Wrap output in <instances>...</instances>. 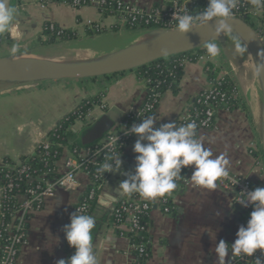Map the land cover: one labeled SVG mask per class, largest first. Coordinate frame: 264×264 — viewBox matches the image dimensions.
<instances>
[{"label":"crops","instance_id":"1","mask_svg":"<svg viewBox=\"0 0 264 264\" xmlns=\"http://www.w3.org/2000/svg\"><path fill=\"white\" fill-rule=\"evenodd\" d=\"M121 1L149 10L161 5L163 0ZM11 7L15 9L14 20L10 29L0 34V59L45 54L46 46L40 44L45 40V24L76 31L78 38L64 42V49L81 50L82 53L65 58L91 59L104 55L129 44L135 36L124 30L85 36L86 27L91 24L107 30L117 25L115 17L103 18L95 6L75 9L68 5L50 4L42 7L37 0H11ZM255 23L264 43V18H258ZM218 46L221 51L216 59H210L206 54V62L185 64L178 92L165 91L151 117L156 121L154 127L176 121L199 93L210 88L211 82L205 75L207 64L215 67L216 78L225 74L232 76L247 113L239 109L220 110L213 129L200 130L198 134L205 138V147L210 148L214 156L227 155L230 173L257 182L260 171L256 167L260 157L257 126L260 104L255 74L251 67L240 78L226 52V45ZM145 94V85L138 80L134 71L96 79L45 83L30 90L0 92V168L5 159L17 162L31 153L36 137L42 138L43 133L81 101L100 95V105H104L107 111L116 109L123 118L141 110ZM100 105L94 106L88 115L92 123L104 114ZM92 125L84 128L81 123H75L73 130L78 133L82 145H92L85 144L82 139L84 131ZM135 140L136 137L132 136L121 151L119 172L109 173L89 213L95 218L92 236L97 264H132L130 242L112 228L110 212L124 194L119 184L134 173ZM251 144L254 149L250 148ZM70 157V152L64 148L55 162L57 175L65 172L64 163ZM192 172V167L186 168L184 183L171 198L173 214H165L158 208L150 211L147 229L150 258L146 264H216L213 251L216 244L224 240L231 245L238 229L246 226L247 217L234 203V194L219 187L214 191L194 187L189 180ZM76 179L78 186L74 191H56L45 199L42 210L30 217L26 239L19 249L16 264H56L59 259L70 258L62 229L70 223L74 207L89 186V179L84 173L78 172ZM209 233L215 234V240L210 239Z\"/></svg>","mask_w":264,"mask_h":264},{"label":"built area","instance_id":"2","mask_svg":"<svg viewBox=\"0 0 264 264\" xmlns=\"http://www.w3.org/2000/svg\"><path fill=\"white\" fill-rule=\"evenodd\" d=\"M39 5L45 7L47 5H68L72 8L79 9L82 7L95 6L100 12V8L105 6L108 1L113 2V7L111 12H114L117 25L124 27L126 24L134 23L137 19L142 21L144 24H160V29H174L176 24V14H196L207 7L208 0H163L161 5L153 7L149 10L142 9L134 4H126L121 0H37ZM199 3V4H198ZM248 0H239L238 6L234 9V15L232 18L243 19L247 17L248 22L253 24L255 31L261 35L260 30L256 25L258 18H264V9L259 11H254L252 7L248 5ZM243 16V18H242ZM245 21V20H244ZM246 22V21H245ZM247 22V24H248ZM89 27L96 31L98 27ZM48 29L54 31L56 27L52 24H48ZM59 29V28H58ZM60 31L57 32V35ZM1 42V39H0ZM207 57L201 56L198 58L197 62L205 61ZM186 61H181L179 66L184 67ZM206 71H211L212 73L217 72L215 67H206ZM227 76L221 75L216 79ZM217 80V81H218ZM40 85H29L19 89L14 90H30L40 87ZM13 91V90H10ZM160 96L158 94L153 96L151 102L144 101L141 110L137 114H131L137 117H146L148 113L154 111V104L157 103ZM225 94L217 91L213 88L211 84L210 88L206 91L199 93L196 96V104L200 107H192V109L185 110V112L175 121L178 126L187 124L189 122H195L197 125V131L209 130L212 125H215V118L220 111V105H225L224 99ZM219 105V106H216ZM101 110L106 112L104 105H100ZM90 113V112H89ZM85 117L87 122H91L88 119V115ZM130 115L124 116L112 129V131L99 140L90 151L82 150L79 152L77 157H74L70 153V158H68L64 163L65 172L58 177L53 179H46L45 175H40L38 177L27 176L25 182L36 183L35 186L26 188L23 193L15 195L16 207L9 219L5 224H1L0 229V264H16L18 252L20 247L24 244L27 235V225L30 217L41 211L44 206V201L48 197L55 194L56 191H66L72 192L78 186V181L76 179V174L78 172L84 173L89 179V186L86 192L83 194L80 201L74 207V213L78 214H88L90 203L95 199L96 191L100 190L104 182L106 181L109 173H105L103 176L101 174L93 175L90 177L88 166H95L99 158H104L105 156L111 157V163H114V159L118 157L117 149L119 145H122L124 141L133 135H126L127 129L130 126H124V119ZM80 123V122H79ZM46 151L49 148V143L47 139L41 141L40 144ZM251 149H254V145H250ZM261 149V148H260ZM259 149L260 157L256 162V167L260 169L259 180L253 182L249 179L236 176L229 172L228 177L221 178L218 181V187L224 191H228L234 194L235 200L241 198V193L246 195L248 192L255 190L256 188L264 187V158L262 151ZM83 152V155L81 153ZM263 163H262V160ZM15 163H19V160ZM27 168L22 167L21 173L26 172ZM184 175L186 174V168H183ZM56 173V170L53 171ZM57 174V173H56ZM261 176V177H260ZM8 177V176H6ZM104 177L103 183H96V180H100ZM185 177L179 182L178 188L180 189L184 183ZM14 187L12 182L7 185L0 186V217L1 213V199L5 198V192L11 190ZM174 194H167L165 197H157L155 199H145L139 194L133 193L131 195L123 194L118 202L116 203L111 216V226L115 231H120L118 235L124 236L125 233L129 235H137L142 230L140 226V214L149 215L152 209L158 208L165 214L171 215L174 211L171 205V198ZM238 204V203H237ZM240 209L244 212L247 220L249 219L250 213L252 211L251 206H241L238 204ZM148 243H143L139 246V252L143 251L144 246ZM132 250L135 246H132ZM66 250L69 257L74 254V249L69 247L66 242ZM231 256V255H230ZM260 257V252L257 250L252 257H233L230 264H254V260ZM135 258L133 257L132 264ZM148 260H145V264ZM228 264V262L226 263Z\"/></svg>","mask_w":264,"mask_h":264},{"label":"clouds","instance_id":"3","mask_svg":"<svg viewBox=\"0 0 264 264\" xmlns=\"http://www.w3.org/2000/svg\"><path fill=\"white\" fill-rule=\"evenodd\" d=\"M254 11L264 9V0H249ZM239 0H208L207 7L196 14H176L175 33L187 35L198 28L214 23L213 36L230 33V20L234 15ZM15 9L9 6V0H0V32H6L12 26ZM189 42V41H188ZM190 43V42H189ZM204 47L210 59H216L220 47L216 39L205 41ZM236 53L243 54L247 46L238 39L234 42ZM264 67H257V72ZM156 121L147 117L139 123H134L127 129L126 135L136 137L133 145L135 154L134 173L119 184L122 193L139 194L151 200L170 194L178 187L177 179L182 178L183 168L192 167L190 177L192 185L201 190L214 191L221 178L228 177L229 159L222 153L214 156L210 148L205 147L204 137L197 131L195 122L178 126L175 121L154 127ZM120 155L114 163H103L98 173L116 174L121 168ZM261 177V176H260ZM264 179V177H261ZM241 198L235 200L241 206H251L252 211L246 226H241L236 232L234 242L229 245L220 240L213 251L216 264H228L233 257H252L259 250L260 257L254 264H264V187L256 188ZM95 228V218L88 214L75 212L70 217V223L63 227L65 240L74 254L67 260L59 259L56 264H97L94 252L92 231ZM215 240V234L209 233ZM231 253V256H229Z\"/></svg>","mask_w":264,"mask_h":264},{"label":"trees","instance_id":"4","mask_svg":"<svg viewBox=\"0 0 264 264\" xmlns=\"http://www.w3.org/2000/svg\"><path fill=\"white\" fill-rule=\"evenodd\" d=\"M248 3V5L251 7L249 0ZM113 5V2L108 1L105 6L100 8V14L103 18L115 17L114 12H111ZM244 20L246 23L248 22L247 17H244ZM248 25L255 29L253 24L248 22ZM91 26L98 28L96 31H93L89 26L86 27L85 36L97 35L107 31L117 32L120 30L135 31L161 28L160 24H144L139 19H137L134 23L126 24L124 27L114 25L109 30L100 28L96 24H91ZM59 31L60 34L57 35V32ZM43 35L45 40L40 42L41 46H53L78 38L75 30H61L56 27L54 31H50L48 29V24H45L43 27ZM204 55H206L205 49H199L184 55H178L168 59L159 60L135 70L134 73L136 74L138 80L142 81L145 85V101L150 103L154 95L158 94L161 97V95L167 90L171 91L173 94H176L178 92L179 81L182 77L184 68L179 66L180 62L184 60L187 63H195L199 57ZM207 66L211 68V65L207 64L206 67ZM205 75L213 85L214 89L225 94V105H220V110L234 111L239 109L247 113L244 100L242 99L236 81L232 76L227 75L221 77L218 80L216 79L215 73H212L211 71H205ZM159 99L157 103L154 104V111L152 113H148L145 118L151 117L153 115L157 108ZM100 104V95L81 101V103L68 115L62 118L57 126L48 134L46 138L49 143L48 150L45 151L41 145H38L32 153L19 158V163H15L7 159L4 160V165L0 168V186H4L12 182L14 187L11 190L6 191L4 194L5 198L1 199L2 215L0 217V229L2 223L5 224L9 221L16 207L15 195L23 193L26 188L35 186L36 183L27 184L25 182V178L27 176L38 177L40 175H45L46 179L56 178L58 175L53 173V171L56 170L55 162L60 158L64 148H66L74 157H77L80 151H90L94 147L96 143L92 145H82V142L78 137V133L73 130V127L77 122H80L84 128L92 125L93 123L87 122L85 117L89 112L92 111L94 106ZM190 104L192 107L200 109V107L196 104V97L191 101ZM191 106L188 108V110L192 109ZM145 118L144 116L137 117L130 115L124 119L123 125L128 127L134 123L141 122ZM211 129H213V125ZM130 140L131 137L126 139L122 145H119L117 149L118 155L121 154V151L125 148ZM106 162L111 163L110 156L99 158L95 166H88L90 177L92 178L93 175L100 174L98 173L97 169ZM22 167L27 168L26 172L21 173ZM180 175L182 178L177 179V185H179V182L185 177L183 169L181 170ZM104 180L105 179L103 177L100 180H96V183H103ZM178 191L179 188L177 187L176 190L170 194H176ZM99 194L100 190L96 191L95 199L90 203L89 213L92 207L95 205ZM166 195L167 194L161 197H165ZM173 213L174 211L172 214ZM139 218L140 226L142 227L140 233L137 235H129L125 233V237L129 240L130 245L135 246V248L132 250V256L135 258L133 264H145V260L150 258L149 235L147 233L150 220L147 214H140ZM116 232L117 234L120 233V231ZM143 243L148 244L144 246L142 252H139L138 248Z\"/></svg>","mask_w":264,"mask_h":264},{"label":"water","instance_id":"5","mask_svg":"<svg viewBox=\"0 0 264 264\" xmlns=\"http://www.w3.org/2000/svg\"><path fill=\"white\" fill-rule=\"evenodd\" d=\"M9 6L11 7V0H9ZM229 23L231 32L221 33L217 37L213 36L214 23L198 28L184 36L175 33V28L130 31L135 36L129 44L91 59L65 58L79 55L82 51L65 50V44L63 43L44 47L45 54L56 55L60 53L64 55V57L59 56L63 57V59L56 60V62L45 60L35 55L1 58L0 92L29 85L96 79L132 72L159 60L203 49L205 41L209 39L214 38L221 45L226 44L231 38H235L247 46L246 54L254 71L259 90L260 115L257 126L260 148L264 158V71L257 72L258 66L264 67V43L259 34L243 19L232 18ZM77 52L79 54H76ZM120 118L121 113L116 109L104 112L89 129L84 131L82 135L84 143H97L112 131L120 121ZM59 122L60 120L43 133L44 136L42 138L36 137V140L33 141L32 152L41 141L47 138L48 134ZM114 207L115 205H113V209Z\"/></svg>","mask_w":264,"mask_h":264},{"label":"bare ground","instance_id":"6","mask_svg":"<svg viewBox=\"0 0 264 264\" xmlns=\"http://www.w3.org/2000/svg\"><path fill=\"white\" fill-rule=\"evenodd\" d=\"M235 40H236L235 38H231V40L228 41L225 45L227 47L226 52L229 58L231 59V62L233 63L238 75L240 76V75L245 74V72L249 71V69L251 68V64H250L248 55L246 54L247 51L244 52L243 54H239L235 52V49H234ZM76 54H79V52H77ZM59 56L64 57V55L60 53H57L56 55L47 53V54L41 55L39 58L56 62V60L63 59V57H59Z\"/></svg>","mask_w":264,"mask_h":264},{"label":"rangeland","instance_id":"7","mask_svg":"<svg viewBox=\"0 0 264 264\" xmlns=\"http://www.w3.org/2000/svg\"><path fill=\"white\" fill-rule=\"evenodd\" d=\"M240 77V76H239ZM240 81H241V79H240Z\"/></svg>","mask_w":264,"mask_h":264}]
</instances>
